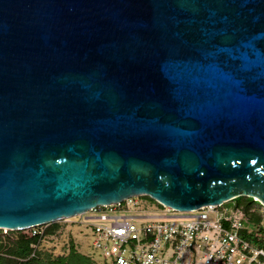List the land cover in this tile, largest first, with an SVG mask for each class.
<instances>
[{
  "label": "water",
  "instance_id": "obj_1",
  "mask_svg": "<svg viewBox=\"0 0 264 264\" xmlns=\"http://www.w3.org/2000/svg\"><path fill=\"white\" fill-rule=\"evenodd\" d=\"M136 196L264 204V0H0V230Z\"/></svg>",
  "mask_w": 264,
  "mask_h": 264
},
{
  "label": "built area",
  "instance_id": "obj_2",
  "mask_svg": "<svg viewBox=\"0 0 264 264\" xmlns=\"http://www.w3.org/2000/svg\"><path fill=\"white\" fill-rule=\"evenodd\" d=\"M246 198L181 212L136 196L92 208L76 226L91 235L95 264H264V204ZM47 226L21 231L44 239Z\"/></svg>",
  "mask_w": 264,
  "mask_h": 264
},
{
  "label": "trees",
  "instance_id": "obj_3",
  "mask_svg": "<svg viewBox=\"0 0 264 264\" xmlns=\"http://www.w3.org/2000/svg\"><path fill=\"white\" fill-rule=\"evenodd\" d=\"M145 198L157 203L148 196H145ZM236 201L239 204H245L247 198L243 196L238 197ZM55 230V223L48 225L45 232L46 237L53 235ZM42 240L40 237H0V264H9L10 262H14V264H95L90 256L83 254L79 250L76 252L74 246H72L69 257H58L55 260H46L41 256V251L38 249V244Z\"/></svg>",
  "mask_w": 264,
  "mask_h": 264
},
{
  "label": "rangeland",
  "instance_id": "obj_4",
  "mask_svg": "<svg viewBox=\"0 0 264 264\" xmlns=\"http://www.w3.org/2000/svg\"><path fill=\"white\" fill-rule=\"evenodd\" d=\"M72 220H63L56 224V230L53 235L45 237L39 244L38 249L41 256L48 260H55L58 257H69L72 246L76 252L78 250L83 254H92L91 235L88 233L86 226L78 228L79 217L71 218ZM26 235L23 231L0 230V237L9 236L10 238L23 237ZM8 264V263H4ZM9 264H14L10 262Z\"/></svg>",
  "mask_w": 264,
  "mask_h": 264
}]
</instances>
